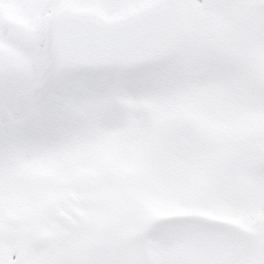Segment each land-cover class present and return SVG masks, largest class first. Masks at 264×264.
I'll list each match as a JSON object with an SVG mask.
<instances>
[{
    "label": "snow or ice",
    "instance_id": "1",
    "mask_svg": "<svg viewBox=\"0 0 264 264\" xmlns=\"http://www.w3.org/2000/svg\"><path fill=\"white\" fill-rule=\"evenodd\" d=\"M0 264H264V0H0Z\"/></svg>",
    "mask_w": 264,
    "mask_h": 264
}]
</instances>
